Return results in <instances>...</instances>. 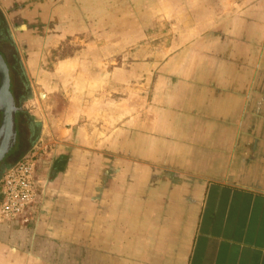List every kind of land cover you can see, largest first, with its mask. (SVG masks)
<instances>
[{"label": "crops", "instance_id": "obj_1", "mask_svg": "<svg viewBox=\"0 0 264 264\" xmlns=\"http://www.w3.org/2000/svg\"><path fill=\"white\" fill-rule=\"evenodd\" d=\"M190 1L200 25L121 74L118 105L91 89L42 125L0 264H264V0Z\"/></svg>", "mask_w": 264, "mask_h": 264}, {"label": "rangeland", "instance_id": "obj_2", "mask_svg": "<svg viewBox=\"0 0 264 264\" xmlns=\"http://www.w3.org/2000/svg\"><path fill=\"white\" fill-rule=\"evenodd\" d=\"M184 0H0V52L8 65L20 108L16 141L3 170L31 155L45 123L56 126L73 114L79 94L97 91L120 102L122 83L138 61L165 59L170 43L199 19L184 16ZM4 7V8H3ZM91 86V87H90ZM31 111V112H28Z\"/></svg>", "mask_w": 264, "mask_h": 264}, {"label": "built area", "instance_id": "obj_3", "mask_svg": "<svg viewBox=\"0 0 264 264\" xmlns=\"http://www.w3.org/2000/svg\"><path fill=\"white\" fill-rule=\"evenodd\" d=\"M37 158L31 155L4 169L1 179L0 224L29 223L39 204Z\"/></svg>", "mask_w": 264, "mask_h": 264}, {"label": "water", "instance_id": "obj_4", "mask_svg": "<svg viewBox=\"0 0 264 264\" xmlns=\"http://www.w3.org/2000/svg\"><path fill=\"white\" fill-rule=\"evenodd\" d=\"M11 92L8 66L0 54V164L16 141V115L20 112Z\"/></svg>", "mask_w": 264, "mask_h": 264}, {"label": "trees", "instance_id": "obj_5", "mask_svg": "<svg viewBox=\"0 0 264 264\" xmlns=\"http://www.w3.org/2000/svg\"><path fill=\"white\" fill-rule=\"evenodd\" d=\"M0 54H1V52H0ZM2 55V54H1ZM8 66V65H7ZM9 68V67H8ZM10 80H11V77H10ZM11 85H12V80H11ZM11 92H12V89H11ZM13 94V93H12ZM18 116V115H17ZM17 116H16V119H17ZM16 124H17V120H16ZM14 148V147H13ZM13 148L8 152V154L5 156V158H4V160L6 159V157L12 152V150H13ZM3 160V161H4ZM6 168H8V167H6ZM5 168V169H6ZM4 171V170H3ZM1 198H2V196H1V189H0V201H1Z\"/></svg>", "mask_w": 264, "mask_h": 264}]
</instances>
